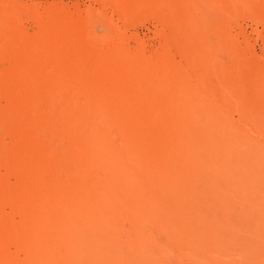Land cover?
<instances>
[{
    "label": "rangeland",
    "instance_id": "obj_1",
    "mask_svg": "<svg viewBox=\"0 0 264 264\" xmlns=\"http://www.w3.org/2000/svg\"><path fill=\"white\" fill-rule=\"evenodd\" d=\"M208 1L158 0V5L153 7L154 0H144L146 9L140 16L135 5L133 7L124 6L121 4V2L124 3L123 0H0V214L4 213L7 221L13 222L14 220V223L19 224L22 221L20 216H22L21 212L26 203H29L28 206L31 205V207L35 205L31 208L34 209V217H32L34 219H27L28 226L33 227L38 234H43V236L39 235L42 236V244L48 248L49 253H54V257L61 256L62 252L68 246L70 247L68 243H78L79 241L69 238L67 234L68 240L64 235H61L60 226H64L61 221H58V219H62L60 215L64 216L68 213L71 218L76 220L79 219V217L76 218V214L84 212L85 223L89 225L85 228L88 231L99 224L97 221L101 219L107 230L111 231V236L119 233L116 235L120 236V245L122 250H125L124 252L120 250V252L129 264H134V261L135 263L143 262L146 259L149 260L148 264H264V4L257 5L253 0H245L251 2L247 8L243 7L242 11L236 12L234 10L235 13L232 14L229 12L230 16H228L223 10H226L224 1L213 0L214 4ZM201 3L206 6L203 7ZM159 7L165 8V10L166 7H169L171 11L165 13V10L161 9L160 11ZM238 10L240 9L238 8ZM230 11L233 12V10ZM226 12L228 11L226 10ZM227 16L229 18H226ZM222 28L223 30H221ZM143 62L146 63V67ZM60 63L81 70L80 74L84 71L81 74L83 78L81 76L79 80L75 78L77 81H74V84L82 81L77 86H80L82 91L85 89V96H102L101 100H103L106 98L103 94L110 97L111 90L116 86L118 90L121 88L125 91L124 93L129 95V99L122 100V103L119 102L121 105H117V110L119 109V113L124 114L127 122L131 119L130 122L134 123L133 125H137L136 122L143 120L142 117H145L142 114L143 111L148 113L158 109L156 123L161 125V128L159 126L157 128L156 124L154 125L152 122L145 130L140 128L139 131L142 135L138 131L139 138H141L139 143L143 152L149 153V155L153 154V164L161 169L153 166L154 170H151L154 173L150 170L152 174L155 175L156 172V175L160 176L159 184L162 185L160 187L169 182V185L167 184L168 186L166 185L167 187L164 186V188L169 190L166 191L171 203H167V199L166 201L159 199V202L157 199V212L154 210L153 214L152 211L150 213L152 216L148 215L149 213L146 215V211H148L145 207L146 196L139 193L133 202V206L136 205V207L129 210L128 217L126 216L124 219L120 217L121 221L112 217L109 221L108 216L111 211H116L119 214L124 208L122 207L123 202L117 201V199L110 206L111 210L107 206L111 204V201L107 200V189L110 191L117 189V185L115 184V186L111 182L110 171L99 170V174L97 169H93L83 175L81 180H73L70 176L71 179H65L63 187L58 186L59 188H57L52 172L47 175L48 170L52 171V168H40L42 163L40 165L35 162L37 164L35 165L33 160L31 163L34 164L29 163L28 159L25 161L24 150L29 145L26 135L30 133L34 135L39 131L38 126H33L34 123L31 124L33 127L31 126L29 129L28 117H33L41 109L44 111L43 108L47 109L49 106L45 105L47 94L53 100L55 96L53 92L56 93L58 90L56 86L53 87L58 83H50L49 85L53 84L50 86L52 91L50 89L47 93L41 91L42 84H45L42 69L45 70L47 65L56 69ZM32 67L34 68L31 69ZM126 67L132 68L134 73L131 70L128 73L129 68ZM54 68L53 70H55ZM124 71L127 72L124 73ZM87 74L88 76H86ZM67 75L69 76V74ZM104 75H107L105 79ZM155 75L156 78H154ZM64 76L66 75L64 74ZM64 76L60 85L58 84L61 91L64 90L61 86H65ZM119 76H122V81ZM103 79L107 82H104ZM88 85L91 87L86 88ZM103 87L106 88L103 89ZM109 89L111 90L109 91ZM70 111L71 109L68 110V113ZM134 113L135 116L136 113L139 114L135 117ZM165 123L169 126L184 124L183 126L203 130V133L200 134L203 143L198 147L195 146L196 149L194 147L198 152L193 150L195 152L193 153L189 145L178 142L183 139V137L181 139L183 133L171 131L172 129L165 126ZM46 136L52 137L50 131L42 132L41 137L48 139L47 141H53V137L50 140ZM174 137L176 138L174 139ZM194 142L199 144L197 139ZM57 143L60 144L58 140ZM30 144L31 147L34 146L32 148H35V143ZM215 148H224L225 152L231 155L250 153L254 165L251 173L254 176H251L246 170H242L238 174L229 172L228 168L222 169V167L219 168L216 164H210L207 161L202 166L203 174V171L199 170L201 166L197 167L199 160L206 155L208 157L210 150ZM50 155H44L43 159H47L44 161L50 162L53 158L54 162L60 163L65 157V154L60 151ZM185 158L186 160L194 158V161L190 159V162H188L189 160L186 162ZM53 161H51L52 164ZM170 161L180 167L174 168L179 171L166 169V164ZM223 161L226 162L225 159ZM229 161L227 159L226 163ZM194 163L195 165H193ZM217 168L220 170L218 171ZM31 169L38 171V178L41 177L40 175L46 174L44 177L46 180L43 179L44 175L39 180L36 176L38 182L35 180V191L33 190L31 193L33 200L28 195L26 198L24 192L27 190L24 187L30 182L31 175L28 172H31ZM40 169L43 171L40 172ZM70 170V174H78L74 168ZM169 170L170 174H167ZM161 173L164 177L161 176ZM49 175L50 177H48ZM87 175L88 178H86ZM166 175L169 177L167 178ZM195 175L211 190L215 189L216 185L214 184L220 186L225 183L231 196L220 202L202 196L206 187L204 185L197 188H195L196 185L193 186ZM34 177L33 174L32 179ZM47 177L52 179L48 180ZM97 177H100L101 181H98ZM191 178L192 180H190ZM82 179L84 180L82 181ZM77 181L80 185L76 184ZM257 184H259V188ZM90 185L96 188L95 191L99 189L96 193L94 191L90 193L91 200L88 198L89 194L81 191L84 186L88 187L85 190L91 189ZM80 187L82 188L80 189ZM63 188H67L65 195H68L67 190L70 189L69 191L72 193L77 192L79 196H82L77 200L79 202L70 201L68 200L69 196L62 195V192L65 193ZM23 189L25 190L23 191ZM59 190H61L60 197H64L66 202H70L46 201V194L54 193L55 196H58ZM37 197L39 202H42L41 204H38ZM24 198L28 200L25 201ZM108 199L110 200V196ZM79 204L82 208L78 207ZM65 206L68 207L65 208ZM133 206L132 208H134ZM144 212L146 213L143 214ZM50 214L51 216H49ZM99 214L101 218H99ZM131 214L133 218L130 216ZM138 214L141 215L140 217L142 214L146 215L147 219L140 218ZM238 216L239 218H237ZM148 218L150 220L154 218V221L151 220L153 224ZM53 219H57V223ZM143 220L146 223L148 220L150 224L145 225ZM209 223L211 224L209 225ZM65 224L69 226L71 223L66 222ZM112 224L116 227H113ZM117 227L119 230L116 231ZM69 234L73 235L71 232ZM167 235L168 237H166ZM19 237L11 234L8 238H4V241L9 257L17 264H25L23 246L27 237ZM49 238L55 241L52 243L50 240L52 245L49 244ZM91 240L83 241L85 246H88ZM60 242L61 244L58 245ZM175 245L176 247H174ZM103 249L108 251V245L107 247L103 245ZM109 249V253L116 251L114 248Z\"/></svg>",
    "mask_w": 264,
    "mask_h": 264
},
{
    "label": "bare ground",
    "instance_id": "obj_2",
    "mask_svg": "<svg viewBox=\"0 0 264 264\" xmlns=\"http://www.w3.org/2000/svg\"><path fill=\"white\" fill-rule=\"evenodd\" d=\"M116 1V0H115ZM146 1V0H145ZM207 1V0H206ZM221 1V0H220ZM224 1V2H223ZM254 1V4L257 3L258 4H264V0H253ZM123 2L125 3H122V5L124 6H131L133 7L134 5L136 6V8L139 10V14L140 16L142 15V12L144 9H146V6L144 7V0H123ZM162 2V1H161ZM208 2H213V0H209ZM215 2V1H214ZM213 2V4H214ZM222 2L224 3V7L226 8V10L228 12H226L225 9H223L225 11L226 14H228V16H230V14L232 13H235L236 11H242L243 10V7H246L251 3V2H246L245 0H222ZM135 3V4H134ZM147 3V2H146ZM145 3V4H146ZM158 0H154L153 2V7H156L158 5ZM203 3V2H202ZM201 3V4H202ZM205 3V2H204ZM203 3V4H204ZM170 4V3H169ZM202 6H206V5H203ZM206 4V3H205ZM208 4V3H207ZM209 5V4H208ZM218 6V5H216ZM222 6V5H221ZM162 7V6H161ZM198 7V6H197ZM211 9V6H209ZM160 8V7H159ZM221 8V7H220ZM223 8V6H222ZM221 8V9H222ZM238 8L240 10H238ZM158 9V8H157ZM161 9L164 11L165 8H160L159 10L161 11ZM217 9V8H216ZM237 9V10H236ZM242 9V10H241ZM230 10H233L230 11ZM235 10V12H234ZM170 8L169 7H166V10L164 11L165 13L168 12L169 13ZM215 11V10H214ZM248 11V10H247ZM206 11L204 10V13ZM223 12V11H222ZM229 12H231L229 14ZM244 12V11H243ZM221 13V12H220ZM224 13V14H225ZM239 13V12H238ZM216 14V13H215ZM223 14V15H224ZM237 14V13H236ZM241 14V12L239 13ZM208 15V14H207ZM210 15V14H209ZM172 16V15H171ZM226 16V15H225ZM224 16V18H225ZM226 17V18H229V17ZM234 16V15H233ZM222 18V17H221ZM234 18V17H233ZM232 18V19H233ZM231 19V18H230ZM224 22V21H223ZM207 23V22H206ZM118 25V24H117ZM219 25H220V22H219ZM228 25V24H227ZM48 28V27H46ZM45 29V28H44ZM223 30V28L221 29ZM46 31V30H45ZM48 32V31H46ZM45 34V33H44ZM223 37V36H222ZM226 39V37H224ZM206 39V38H205ZM232 39V38H231ZM234 39V38H233ZM48 40V39H47ZM233 41V40H231ZM224 43V42H223ZM97 47V46H96ZM113 47V46H112ZM111 47V48H112ZM227 47V46H225ZM94 48V46H93ZM100 48V47H99ZM49 49V48H48ZM43 50V49H42ZM95 50H97L95 48ZM51 51V50H50ZM54 53V52H53ZM55 54V53H54ZM112 55V54H111ZM138 55V54H137ZM43 56V55H42ZM130 56V55H129ZM74 57V56H73ZM128 57V56H127ZM56 58V56H55ZM96 58V57H95ZM116 58V57H114ZM118 58V57H117ZM138 58V57H137ZM54 59V58H53ZM52 59V60H53ZM59 59V58H58ZM146 59V58H145ZM43 60V59H42ZM68 62H70L69 60H67ZM120 61V60H119ZM118 61V63H119ZM148 62V60H145ZM52 62V61H51ZM59 62V61H58ZM57 62V63H58ZM94 62V61H93ZM128 62V61H127ZM126 62V63H127ZM156 62V61H155ZM144 63V62H143ZM158 63V62H157ZM26 64V63H25ZM128 64V63H127ZM142 64V62H141ZM145 64V67H146V63ZM27 65V64H26ZM42 65V64H41ZM54 65V63H53ZM59 66H56V69L54 67H52V69H50L51 67L47 65V67L43 70L44 72V80H45V84H42V89L41 91L43 93H47L51 90L50 86H52L53 84L49 85L50 83H58L60 85V81H62V77L64 76V74L66 76H64V79L66 80H69L66 82V80H64L65 82V86H61L64 88V90H60L59 85H53V87L56 86V88L58 89L55 92H53V95L54 96V99L52 100V97L47 94V97H46V104L45 105H49L47 106L48 108L47 109H44V111H38V113L36 115H34L33 117L29 118L28 117V121H27V124L29 123L30 124V128L31 129V124H33V126H38L35 127L36 129H38L39 131L36 133V134H32L30 133L29 135H26V138L28 139V142L27 144H29L28 146H26V149L24 150V157H25V161L26 159L30 160L27 161L29 163H31V160H33V162H37L41 165L42 163V166L40 168H52V171L51 169H47L48 172H47V175L49 172H52V176H53V180L57 186V188H59L58 186H62L65 182V179L69 180L71 179L70 176H72L73 180H81L82 176L83 175H86L88 174V172L90 170H93V169H97L98 173L100 172L99 170H108L111 172V175H112V180L111 182L114 183V185L116 184L117 185V189H112L111 191L107 189V194L108 196H110V200L108 199V196H107V200L110 202L111 201V204L110 205H107L108 208H110L111 205H113V201L117 199V201H120V202H123V205L122 207H124L120 213H116V211H111V214L110 211L108 212L109 216H108V219L110 221V219L113 217V218H116L118 219L119 221L120 220V217L121 218H125L127 216V213L131 211V209H135L136 205L133 206V202L134 200H136V195L139 194V193H142V195L144 194L146 196V209L148 211L144 212L143 214L146 213V215H150L151 211H152V214H153V211L155 210L156 211V200L159 202V199H163V201L166 199L168 200L169 199V194L167 193L166 189L164 188L167 187L169 184V182L167 183L166 182V185L164 184L163 187H160L161 184H159V179L161 180L160 176L157 174L156 175V172H155V175L152 174V170H154V167H158V166H155L153 164V154H150L149 153H145L143 152V150L141 149V144L139 143V140L141 138H139V134L140 131L139 129L140 128H143L144 130L149 127V123H154V125L156 124L157 128L159 125H157L156 123V111L157 110H154V111H146L148 113H145L143 110L142 114L143 116L145 117H142V121L141 122H136L137 125H133L130 121L131 119L129 120V122L126 121L125 117H124V114H121L119 113V109L117 110V105L120 104L119 102H121L122 100H125V99H129V95L127 96L126 93H124L125 91L121 90V88H119V91L118 90V87L116 88H113V90L109 89V91L111 90V93H110V97L109 95H104V97L106 98H103V100H101L102 96H85L84 95V91H82V88H80V86H77L79 82H77V84H74V81H77L75 78H78L79 80V77L81 76L82 77V73L80 74L79 71L81 70H77L75 68H72V67H67L65 66L64 64H58ZM133 65V64H131ZM24 66V65H23ZM32 66V65H31ZM36 66V65H35ZM152 66V65H151ZM132 67V66H131ZM156 67V66H155ZM23 68V67H22ZM34 67H32L31 69H33ZM53 68L55 70H53ZM126 68H129V72H131L132 68L130 69V67H126ZM125 68V69H126ZM144 68V67H143ZM158 68V67H156ZM155 68V69H156ZM28 69V68H27ZM101 69V68H100ZM141 69V68H140ZM159 69V68H158ZM23 70V69H22ZM40 70V71H42ZM109 70V69H108ZM113 70V69H112ZM131 70V71H130ZM142 70V69H141ZM28 71V70H27ZM32 71V70H31ZM89 71V70H88ZM87 71V72H88ZM111 71V70H110ZM153 71V70H152ZM23 72V71H22ZM29 72V71H28ZM26 72V73H28ZM42 72V74H43ZM86 72V71H85ZM127 72V71H124V73ZM133 72V71H132ZM21 73V72H19ZM94 73V72H93ZM98 73V72H97ZM102 73V72H101ZM134 73V72H133ZM132 73V74H133ZM69 74V76L67 75ZM89 74V72H88ZM88 74L86 76H88ZM131 74V73H130ZM129 74V75H130ZM140 74V73H139ZM13 75V74H12ZM23 75V74H22ZM21 75V76H22ZM34 75V74H33ZM41 75V73H40ZM71 75V76H70ZM141 75V74H140ZM68 76V77H67ZM84 76V75H83ZM107 75H104V79ZM25 77V75H24ZM29 77V76H28ZM28 77H26L28 79ZM98 77V76H97ZM96 77V78H97ZM111 77H112V74H111ZM110 77V79H111ZM120 77V76H119ZM122 77V76H121ZM120 77V79H121ZM23 78V77H22ZM83 78V77H82ZM87 78V77H86ZM85 78V79H86ZM101 78V77H100ZM117 78V77H116ZM154 78H156V75L154 76ZM158 78V77H157ZM169 78V77H168ZM19 79V78H18ZM24 79V78H23ZM22 79V80H23ZM59 79V80H58ZM62 79V80H61ZM83 79V80H85ZM88 79V78H87ZM92 79V78H91ZM95 79V78H94ZM93 79V80H94ZM102 79V78H101ZM103 79V80H104ZM114 79V78H113ZM118 79V78H117ZM141 79V77H140ZM16 80V78H15ZM107 80H109L107 78ZM119 80V79H118ZM118 80H116V82H118ZM137 80V79H136ZM162 80V79H161ZM165 80V79H164ZM96 81V80H95ZM98 81V80H97ZM96 81V82H97ZM102 81V80H101ZM106 80H104L105 82ZM122 81V79H121ZM140 81V80H139ZM156 81V80H155ZM16 82V81H15ZM25 82V81H24ZM43 82V81H42ZM80 82L82 83V81L80 80ZM90 82H93L90 80ZM95 82V83H96ZM107 82V81H106ZM159 82V81H158ZM14 83V82H13ZM79 83V84H81ZM89 83V81H88ZM110 83V82H109ZM112 83V82H111ZM125 83V82H124ZM138 83V82H137ZM140 83V82H139ZM84 84V83H83ZM166 84V83H165ZM16 85V84H15ZM91 85V84H90ZM90 85L86 86V88L88 87H91ZM108 85V83H107ZM140 85V84H139ZM31 86V85H30ZM29 86V87H30ZM104 86V85H103ZM115 86V85H114ZM84 88V87H83ZM106 88V87H105ZM103 87V89H105ZM110 88V87H109ZM112 88V86H111ZM33 89V88H32ZM50 89V90H49ZM19 90V89H18ZM140 90V89H139ZM45 91V92H44ZM52 91V90H51ZM53 91H54V88H53ZM107 91V89H106ZM123 91V92H122ZM129 91V90H128ZM142 91V90H141ZM16 93V92H15ZM42 93V94H43ZM104 93H107V92H104ZM135 94H138V93H135ZM46 95V94H45ZM127 96V97H126ZM137 96V95H136ZM43 98V97H42ZM132 98V97H131ZM130 98V99H131ZM149 100V99H148ZM126 101V100H125ZM151 101V100H150ZM44 102V103H45ZM122 103V102H121ZM132 103V102H131ZM29 104V103H28ZM34 104V103H33ZM121 105V104H120ZM134 105V104H133ZM159 105V104H158ZM36 106V105H34ZM119 106V105H118ZM135 106V105H134ZM141 106V105H140ZM139 106V107H140ZM145 107V106H144ZM36 108V107H35ZM50 108V109H49ZM129 108V107H128ZM71 109V113L69 112L68 113V110ZM130 109H132L130 107ZM142 109V108H141ZM144 109V108H143ZM160 109V107H159ZM138 110V109H137ZM136 110V111H137ZM21 112V110H20ZM159 113H160V110H159ZM159 113H158V116H159ZM139 113H136V116L138 115ZM128 116V115H127ZM126 116V117H127ZM134 116H135V113H134ZM135 116V117H136ZM41 118V119H40ZM28 124V125H29ZM184 125V124H183ZM183 125H180V126H176V125H167V123H165V126H167L171 131H175V132H179L181 131L183 134L181 136V139L183 137L182 140L177 141L182 143L184 142L187 146L189 145L190 149L192 150H195L196 147H198L200 144H202V140L200 139L201 137V133H203V130L201 129H198V128H192V127H189V126H183ZM32 126V127H33ZM137 126H138V129H137ZM161 126V125H160ZM159 126V127H160ZM161 128V127H160ZM34 129V128H33ZM35 130V129H34ZM50 131L51 134H52V137H53V141L50 142V141H47L46 139H43L41 137V133L42 132H46V131ZM158 130V129H157ZM162 130V129H161ZM29 131V130H28ZM138 131H139V134H138ZM149 133V132H148ZM178 134V133H177ZM48 135V134H47ZM142 135V134H141ZM51 136V135H50ZM170 136V135H169ZM179 136V134H178ZM48 136H46L47 138ZM51 137V138H52ZM177 137V136H176ZM174 137V139L176 138ZM50 138V137H48ZM50 138V140H52ZM145 138V137H144ZM170 138V137H169ZM148 139V138H147ZM168 139V138H167ZM185 139V140H184ZM195 139H197V141L199 142V144H195ZM57 140L59 141L60 144L57 143ZM145 140V139H144ZM27 141V140H26ZM142 142V141H141ZM144 142V141H143ZM169 142V140H168ZM173 142V141H172ZM171 142V143H172ZM30 143H35V148H32L34 146L31 147V144ZM146 143V142H144ZM170 143V142H169ZM140 144V145H139ZM178 144V143H177ZM184 144V145H185ZM175 145V144H174ZM143 146V145H142ZM196 146V147H195ZM195 147V149H194ZM165 148V147H164ZM176 148V147H175ZM163 150V149H162ZM56 151H60L62 153H64L65 157L63 160L60 161V163H57L56 161L54 162L53 161V158L51 161H53V164L52 162H46L44 161L43 159V156L44 155H50L51 153L53 152H56ZM196 152H198L197 150H195ZM210 155L207 157V155L203 158H201L197 165V167L201 166V168L199 169L200 171H203L202 169V166L204 164V162L207 161V163L210 162L211 163H214L216 164V166H218L219 168L222 167L223 168H228L229 172H233V173H241L242 170H246L247 173H249L251 176H254L253 173V168H254V165H253V161H252V155L250 153H246V152H243L241 154H237V155H231L229 153H226L225 152V149L223 148H215V149H211L210 150ZM195 153V152H193ZM197 154V153H196ZM21 155V154H20ZM195 155V154H193ZM192 155V156H193ZM51 156V155H50ZM164 156V155H163ZM178 156V155H177ZM180 156V155H179ZM200 156V154H199ZM22 157V156H21ZM53 157V156H52ZM61 157V156H60ZM186 157V156H185ZM194 157V156H193ZM50 158V157H48ZM163 158V157H162ZM173 158V157H172ZM182 160L184 159L183 156L181 157ZM188 158V157H186ZM185 158V160H186ZM199 158V157H198ZM51 159V158H50ZM60 159V158H59ZM193 160L194 158H189L188 160H186V162H190L191 160ZM207 159V160H205ZM223 159L226 160L227 162V159H229V163H226L223 161ZM47 160V159H45ZM156 160V159H155ZM172 160V159H171ZM175 160V159H174ZM195 160H198V159H195ZM205 160V161H204ZM58 161V160H57ZM165 161H168V160H165ZM194 161V160H193ZM32 162V163H33ZM180 162V161H179ZM198 162V161H196ZM31 163V164H32ZM33 163V164H34ZM167 163V162H166ZM27 164V163H26ZM181 164V163H180ZM183 164V162H182ZM191 164V163H190ZM189 164V165H190ZM35 165H37L35 163ZM167 168H170L171 169H174V168H180L178 167L177 164H173L171 161L170 163H167ZM195 165V163L193 164ZM208 165V164H207ZM28 166V165H27ZM154 166V167H153ZM162 166V165H161ZM185 166V165H184ZM188 166V165H187ZM205 166V165H204ZM31 167V166H30ZM164 167V166H163ZM162 167V169H163ZM166 167V166H165ZM195 167V166H193ZM210 167V165H209ZM208 167V168H209ZM26 168V167H25ZM36 169H39L37 167H35ZM71 168H74L75 171L78 173L77 175L71 173ZM160 169V167H158ZM186 168V166H185ZM15 169V168H14ZM17 169V168H16ZM29 169V168H28ZM27 169V170H28ZM34 169V167H33ZM152 169V170H151ZM194 169V168H193ZM196 169V168H195ZM197 169V170H198ZM202 169V170H201ZM211 169V168H209ZM216 169V168H215ZM26 170V171H27ZM152 172H151V171ZM157 171V169H155ZM161 170V169H160ZM159 170V172H161ZM170 170L167 174H170ZM175 171H179V170H176L174 169ZM172 170V171H174ZM187 170V169H186ZM189 170V169H188ZM191 170V169H190ZM189 170V171H190ZM205 170V169H204ZM212 170V169H211ZM218 170V168H217ZM220 170V169H219ZM218 170V171H219ZM29 171V170H28ZM43 169L41 170L40 169V172H42ZM107 171V172H108ZM185 172V170H183ZM194 171V170H192ZM25 172V171H24ZM38 171H35V170H32L31 169V172H28L31 176H30V182H28L27 186L24 187L25 189H23V191L26 193L25 194V197L26 195H28V197L30 199H32L31 196V193L33 192L34 190V183H35V180H39L40 178L42 179V176L44 175H40L41 177H39V175L37 174ZM46 172V171H45ZM74 172V171H73ZM75 172V173H76ZM103 172V171H102ZM183 172V173H184ZM206 172V171H205ZM26 173V172H25ZM92 173V172H91ZM154 173V172H153ZM175 173V172H174ZM177 173H180V172H177ZM189 173V172H188ZM193 174V172H191ZM204 174V171L202 172ZM35 175L34 179H32V175ZM40 174V173H39ZM100 174V173H99ZM191 174V175H192ZM207 174V173H205ZM18 175V173H17ZM46 175V174H45ZM43 176V179L44 177L46 176ZM92 175V174H91ZM173 175V174H172ZM177 175V174H176ZM181 175V174H180ZM194 175V174H193ZM27 176V175H26ZM36 176H37V179H36ZM100 176V175H99ZM161 176L162 173H161ZM167 176V175H166ZM178 176V175H177ZM213 176V175H212ZM20 177V176H19ZM22 178H24L23 176H21ZM50 177V175L48 176ZM47 177V179H48ZM111 177V176H110ZM109 177V178H110ZM164 177V176H163ZM169 176H167L168 178ZM179 177V176H178ZM183 177V176H181ZM188 177V176H187ZM187 177H183V178H187ZM192 177V176H191ZM198 176L195 175L194 178H196ZM69 178V179H68ZM88 178V175L87 177ZM90 178V177H89ZM105 179V176L103 177ZM102 178V179H103ZM166 178V179H167ZM193 178V179H194ZM52 179V178H51ZM51 179H48V180H51ZM98 181H101L100 177H97ZM171 179V178H170ZM213 179V178H212ZM38 180L36 182H38ZM46 180V179H44ZM84 179H82L83 181ZM168 180V179H167ZM186 180V179H185ZM188 180V179H187ZM192 180V178L190 179ZM194 184L193 186L196 185L195 188L197 187H202L204 185V187H206V184H204L203 182H201L200 178L199 179H194ZM177 182V180H175ZM20 182V181H19ZM50 182V181H49ZM53 182V181H52ZM78 183L76 184H79V181H77ZM81 182V181H80ZM179 182V181H178ZM84 183V182H83ZM86 183V181H85ZM88 183V182H87ZM107 183V182H106ZM48 185V182L46 183ZM44 184V185H46ZM52 184V183H51ZM55 184H53L55 187ZM92 184V183H91ZM103 184V183H102ZM101 184V186H102ZM182 184V182H181ZM21 185V183H20ZM19 185V186H20ZM38 185V184H37ZM69 185V184H68ZM80 185V184H79ZM104 185V184H103ZM115 185V186H116ZM217 186V184H214ZM258 188H259V184H257ZM92 186V185H90ZM162 186V185H161ZM190 186V185H189ZM215 186V189L213 188L211 190V188H205L204 192L202 193V196L206 197V198H211V200H215V201H224V200H227L231 195H230V191L227 187V185L224 183L220 186ZM263 186V185H262ZM37 186L35 185V188ZM40 187V186H39ZM63 187V186H62ZM66 187V186H64ZM87 187V186H86ZM85 186L83 187V189H81L82 187H80L81 191L83 193H87V195L89 194L88 198L91 197L90 193L92 191H95L96 188H93L94 186H92L91 189H86ZM96 187V186H95ZM192 187V185H191ZM71 188V187H70ZM88 188V187H87ZM162 188V189H161ZM169 188V187H168ZM172 188V187H171ZM22 189V188H21ZM44 189V188H42ZM47 189V188H46ZM50 189V188H49ZM61 189V188H60ZM65 188H63L62 190L64 191ZM67 189V188H66ZM66 189H65V193H61V190H59V195L58 196H55L54 195V191H56L54 189L51 190L53 191L54 193H49V194H46L45 195V199L46 201H50V202H57V201H65L64 200V197H60V193L63 195L66 194ZM201 189V190H202ZM70 190V189H69ZM67 190V194L68 195H65V196H69L68 200L70 201H77L78 199H80L82 196H79L76 193H72V191H69ZM35 191V190H34ZM44 191V190H43ZM46 191V190H45ZM169 191V190H168ZM171 191V190H170ZM182 191V190H180ZM42 192V190H41ZM39 192V193H41ZM49 192V191H48ZM75 192V191H74ZM98 192V191H97ZM183 192V191H182ZM46 193V192H44ZM80 193V192H79ZM105 195H106V192L104 191ZM170 193V192H169ZM178 193V192H177ZM201 193V192H200ZM99 194V193H98ZM36 195V193H35ZM97 195V194H96ZM141 195V194H140ZM138 195V196H140ZM141 195V196H142ZM143 195V196H144ZM172 195V194H171ZM176 195V194H175ZM181 195V194H180ZM179 195V196H180ZM55 196V197H54ZM84 196V195H83ZM102 196V195H101ZM140 196V197H141ZM174 196V195H173ZM188 196V195H187ZM238 196V195H237ZM87 196L85 195V198ZM100 197V196H99ZM171 197V196H170ZM177 197V196H176ZM190 197V196H189ZM196 197V196H195ZM245 197V196H244ZM23 198V197H22ZM27 198V197H26ZM43 198V197H41ZM84 198V197H83ZM92 198V197H91ZM91 198H89L91 200ZM98 198V197H97ZM193 198V197H192ZM238 198V197H237ZM25 199V198H24ZM34 199V198H33ZM32 199V200H33ZM36 199V198H35ZM38 199V204L40 203L39 202V198L37 197ZM99 199V198H98ZM104 199V198H103ZM138 199V198H137ZM240 199V198H238ZM9 200V199H8ZM28 200V199H25V201ZM44 200V199H43ZM42 200V201H43ZM106 200V201H107ZM170 200V199H169ZM167 201V203H171L170 201ZM11 201V200H10ZM18 201V200H17ZM22 201V199H21ZM67 201V200H66ZM65 201V202H66ZM68 201V202H70ZM83 201V199H82ZM93 201V199H92ZM91 201V202H92ZM98 201V200H97ZM162 201V200H161ZM174 201V200H173ZM180 201V200H179ZM199 201V200H198ZM208 201V200H207ZM240 201V200H239ZM7 202V201H6ZM33 202V201H32ZM66 202V203H68ZM79 202V201H77ZM85 202V201H84ZM143 202V201H142ZM183 202V201H182ZM197 202V201H196ZM210 202V201H209ZM256 202V201H255ZM10 203V202H9ZM31 203V201H30ZM42 203V202H41ZM40 203V204H41ZM63 203V202H61ZM72 203V202H71ZM86 203V202H85ZM84 203V204H85ZM115 203V201H114ZM138 203V202H137ZM181 203V202H180ZM211 203V202H210ZM25 204V203H24ZM29 203H26V206L20 210H22L21 214L22 216H20L22 218V221L17 224V223H14V220L13 222L11 221H7L5 219L4 216V211L2 212L3 214H0V264H17L13 259H11L8 255V250H7V246H6V243L4 241V238H8V236H11V234L15 235V237H19V236H26L27 237V241L26 243H24V246H23V250L25 252V264H129V262H127V260L125 259V257L122 255V253L120 252L123 251L122 250V246L120 245V239L119 237L114 234V236H111V231L107 230L106 226L103 225V222L101 221V219L97 222H99V224H96L95 227L93 228H90L89 231L85 228V227H88L89 225H86V221H85V218L83 213L81 214L79 211V215H77L76 218L79 217V219H73L71 218L70 214L68 215V213H66L64 216L60 215V217L62 219H58V221L62 222L63 223V226L64 227H61L60 226V232L62 233L61 235H64L65 239H67V235H69V238H75L78 241V243H73V242H70L68 244H70V247L68 246V248L62 252V255L61 256H57V257H54V253L51 254V252L49 253V251L47 250L48 248L42 244V241H41V237L43 236L42 233H37L33 227L30 228L28 226V220L27 219H31L33 216V210L34 209H31L33 208V206L35 207V205H29ZM36 204V203H35ZM37 204V205H38ZM47 204V202H46ZM52 204V203H51ZM49 204V205H51ZM74 204V203H72ZM107 204V202H106ZM109 204V203H108ZM11 205V204H10ZM17 205V204H16ZM75 205V204H74ZM77 205V204H76ZM86 205V204H85ZM119 205V204H118ZM138 205V204H137ZM214 205V204H213ZM68 206L70 207L71 205L68 204ZM67 206V207H68ZM132 206L134 208H132ZM159 206V205H157ZM177 206V205H176ZM184 206V205H183ZM16 207V206H14ZM65 206V208H67ZM78 207H81L82 206L79 204ZM186 207V206H185ZM193 207V206H192ZM212 207V206H211ZM72 209V207H70ZM77 208V207H75ZM89 208V207H88ZM92 208V207H91ZM139 208V207H138ZM190 208V207H189ZM113 209V208H112ZM140 209V208H139ZM194 209V208H193ZM244 209H246L244 207ZM19 210V211H20ZM55 210V209H54ZM64 210V209H63ZM79 210V208H78ZM87 210V209H85ZM84 210V211H85ZM111 210V208H110ZM130 210V211H129ZM15 211V210H14ZM35 211H36V208H35ZM41 211V210H40ZM51 211V210H49ZM53 211V210H52ZM69 211V210H68ZM72 211V210H71ZM70 211V212H71ZM74 211V210H73ZM83 211V210H82ZM89 211V210H88ZM91 211V210H90ZM89 211V212H90ZM177 211V210H176ZM198 211V210H197ZM237 211V210H236ZM245 211V210H244ZM39 210L37 211V214H38ZM42 212V211H41ZM45 212V211H44ZM63 212V211H62ZM75 212V211H74ZM77 212V213H78ZM97 212V211H96ZM105 212V211H103ZM135 212H138L135 210ZM157 212V211H156ZM17 213V212H16ZM43 213V212H42ZM47 213V212H46ZM141 213V212H139ZM195 213V212H194ZM197 213V212H196ZM36 214V213H35ZM44 214V213H43ZM54 214V213H53ZM62 214V213H61ZM90 214V213H89ZM130 214V213H129ZM137 214V213H136ZM142 214V217H144L145 219L146 218V215L143 216ZM103 215V214H102ZM161 215V214H159ZM163 215V213H162ZM220 215V213H219ZM9 216V215H8ZM51 216V214L49 215ZM48 216V217H49ZM55 216V214L53 215V217ZM98 216V215H97ZM132 216V214L130 215ZM139 216V214H138ZM141 216V215H140ZM139 216V217H140ZM152 216V215H150ZM149 216V218H150ZM164 216V215H163ZM190 216H192L190 214ZM201 216V215H200ZM12 217V216H11ZM42 217V215H41ZM89 217V216H88ZM92 217V216H91ZM103 217V216H102ZM128 217V216H127ZM140 217V218H142ZM148 217V216H147ZM155 217V216H154ZM169 217V216H168ZM183 217V215H182ZM242 217V216H241ZM92 218H96V217H92ZM99 218L100 217V214H99ZM133 218V216H132ZM142 218V219H144ZM148 218V220L150 221V223L152 221H154V218L153 220L151 221L150 219ZM152 218V217H151ZM239 218V216L237 217ZM244 218V217H242ZM34 219V218H32ZM50 219V218H49ZM57 219H53L54 222L57 223ZM103 219V218H102ZM144 219V220H145ZM179 219V218H178ZM12 220V219H11ZM87 220V219H86ZM97 220V219H96ZM95 220V221H96ZM105 220H107L105 218ZM117 220V221H118ZM143 220V221H144ZM147 220V223L145 222V225L146 224H150ZM172 220V219H171ZM175 220V219H174ZM237 220V219H236ZM35 221V220H33ZM118 221V222H119ZM181 221V220H180ZM187 221V220H186ZM8 222V223H7ZM66 222H70L71 224L69 226H71L69 228L68 225H66L65 223ZM105 222V221H104ZM124 222V221H123ZM156 222V221H155ZM174 222V221H172ZM177 222V221H176ZM243 222V221H241ZM264 222V221H263ZM50 223H51V220H50ZM108 223V222H106ZM104 223V224H106ZM247 223V222H246ZM251 223V222H250ZM255 223V222H254ZM118 224V223H117ZM153 224V223H151ZM175 224V222H174ZM211 223H209L210 225ZM111 225V224H110ZM113 225V224H112ZM119 225V224H118ZM129 225V224H127ZM141 225V224H140ZM171 225V224H170ZM178 225V224H177ZM68 226V228H67ZM182 226V225H180ZM113 227H116L113 225ZM132 227V226H131ZM119 230V227H117ZM146 228V227H145ZM155 228V226H154ZM172 228V227H171ZM182 228V227H181ZM93 229V230H91ZM109 229V228H108ZM142 229L143 226H142ZM230 229V228H229ZM49 230V229H48ZM70 230V231H69ZM109 232H107V231ZM124 230V229H123ZM129 230V229H128ZM132 230V229H131ZM127 231V230H126ZM184 231V230H182ZM69 232H71L73 235H70ZM169 232H171V230H169ZM59 233V232H58ZM125 233V232H124ZM163 233V232H162ZM67 234V235H66ZM133 234V233H132ZM161 234V233H160ZM39 235H42V236H39ZM136 235V234H135ZM172 235V234H171ZM190 235V234H189ZM125 236V235H124ZM132 236V235H131ZM161 236V235H160ZM173 236V235H172ZM177 236V235H176ZM140 237V236H139ZM142 237V236H141ZM163 237V236H162ZM161 237V238H162ZM168 237V235L166 236ZM174 237V236H173ZM20 238V237H19ZM23 238V237H22ZM146 238V237H145ZM85 239H89L91 240L90 244L88 246H85V242L87 240ZM148 239V238H147ZM6 240V239H5ZM51 239L49 238V244ZM68 240V239H67ZM123 240V239H122ZM128 240V239H127ZM174 240V239H173ZM85 241V242H83ZM129 241V240H128ZM131 241V240H130ZM143 241V240H142ZM168 241V240H167ZM55 242V241H52V243ZM88 242V241H87ZM103 244H102V243ZM156 242V241H155ZM158 242V241H157ZM169 242V241H168ZM184 242V241H183ZM123 243V242H122ZM148 243V241H147ZM163 243V242H162ZM171 243V242H170ZM169 243V244H170ZM187 243V242H186ZM57 244V242H56ZM61 244L58 243V245ZM164 244V243H163ZM166 244V243H165ZM184 244V243H182ZM52 245V244H50ZM57 245V246H58ZM103 245H108V251H104L103 249ZM124 245V244H122ZM150 245V244H148ZM180 245V244H179ZM191 245V244H190ZM56 246V247H57ZM130 246V245H129ZM143 246V245H141ZM167 247V244L165 245ZM163 246V247H165ZM256 246V245H255ZM60 247V246H59ZM58 247V248H59ZM176 247V245L174 246ZM109 248H114L116 251H114L113 253H109L110 252V249ZM182 248V246H181ZM189 248V247H187ZM125 249V248H124ZM132 249V248H131ZM146 249V247H145ZM58 250V249H57ZM167 250V249H166ZM194 250V249H193ZM112 251V250H111ZM125 251V250H124ZM123 251V252H124ZM54 252V251H53ZM59 252V251H58ZM127 252V251H126ZM130 252V251H129ZM157 252V251H156ZM172 252V250H171ZM192 252V251H191ZM57 253V251H56ZM133 253V252H132ZM152 253V252H151ZM128 254V252H127ZM166 254V253H165ZM189 254V253H188ZM137 255V254H136ZM139 255V254H138ZM137 255V256H138ZM187 255V254H186ZM142 256V255H141ZM145 256V255H143ZM163 256V255H161ZM201 256V255H200ZM188 257V255H187ZM24 258V257H23ZM22 258V259H23ZM162 258V257H161ZM169 258V257H168ZM140 259V258H139ZM138 259V260H139ZM143 259V258H142ZM156 259V258H155ZM160 259V258H159ZM24 260V259H23ZM133 260V259H131ZM152 260V259H151ZM162 260V259H161ZM160 260V261H161ZM148 259H146L145 261L143 262H140V261H137L135 263L134 261V264H148ZM167 262V261H166ZM171 262V261H170ZM23 264V263H22ZM132 264V263H131ZM165 264V263H164ZM167 264V263H166Z\"/></svg>",
    "mask_w": 264,
    "mask_h": 264
}]
</instances>
